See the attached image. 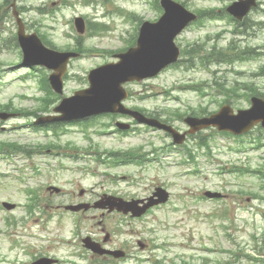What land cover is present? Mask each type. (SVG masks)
<instances>
[{"label":"rangeland","instance_id":"obj_1","mask_svg":"<svg viewBox=\"0 0 264 264\" xmlns=\"http://www.w3.org/2000/svg\"><path fill=\"white\" fill-rule=\"evenodd\" d=\"M178 1H186V8L192 12L210 7L223 12V8L233 0ZM17 5L23 8L21 18L26 33L34 32L40 37L43 34L50 48L59 52L72 51L76 47L90 50L69 62L63 77V97L86 88L89 70L115 61L113 54L123 52L132 36L137 35L139 24L142 21H155L161 15L155 8V0H139L138 3L137 0H18ZM36 8L52 13L40 15L36 13ZM108 8L111 11L107 13ZM257 9L259 11H252L243 22L236 23L239 25L236 34L232 33L233 25L221 18L205 21L203 25H193L175 39L180 49L186 46L191 49V45L196 43V51L203 56L211 51V47L221 49L229 43L236 49L251 48L256 61L201 65L195 58L186 65L179 64L164 70L154 79L129 84L127 89L132 96L125 104L155 113L179 110L189 114L191 110L198 113V110L204 109H207L206 114L215 113L220 104H225L224 101H228L227 104L234 111L247 108L249 103L242 95V89L248 81L254 84L253 88L257 87L264 92V80L254 77L258 68L264 66V0ZM222 15L225 13L220 12L219 16ZM78 16L86 22L83 35L77 34L73 26V17ZM90 23L102 24L105 29L103 32H94ZM15 35L14 19L10 13L2 17L0 12V108L10 105L18 114L9 121H0V144L12 143L28 151L33 147L36 149L37 145L52 143L64 148L67 144V154L74 151L72 148L77 150L75 154H87L84 151L87 149H91L88 154H122L138 150L140 155L150 154L145 155L147 159L153 158V149L170 144V140L163 134L143 130L123 137L112 133L111 128L95 134L98 130L95 126L83 131L78 125L67 124L58 129L64 132L59 133L61 138L56 140L52 139L50 131L32 129L28 124L34 121V117L30 114L36 112L40 103L30 97L44 96L38 88L42 74L39 70L17 67L21 52ZM259 54L262 56L258 57ZM214 82L225 84L227 93L219 94L220 89ZM196 85L201 86L204 96L190 90ZM231 87L238 88V94L227 90ZM58 98L54 105L60 101ZM165 114L169 116V113ZM175 125L179 130H184L181 123ZM2 127L4 131H1ZM258 129L243 136L241 140L223 136L215 130L205 131L192 139L190 137L185 146L195 153L199 151L200 154H194L196 165L187 163L183 152L170 151L159 154L157 160L144 167L122 165L102 168L100 164L101 174L92 171L87 173L85 170L75 178H81L79 186L92 191L91 197L103 191L125 197H143L153 184L166 186L171 194L166 209L159 207L140 221H126L117 227L123 232V235H118V241L126 239L132 242L135 239L133 233H140L139 240L146 241L151 247L138 253L133 242L129 252H136L134 256L144 259L141 264H171V261H175V264L182 261L192 264H239L233 262L236 256L240 257V264H253L244 256L257 258V251L264 253V180L259 175L239 176L228 172L234 166L264 172V130ZM199 137L204 138L206 147L196 146ZM34 160L22 156L10 159L0 156V203L6 201L19 206L11 213L0 208V264H10L7 263L9 260L15 264H29L30 255L37 249L68 261L66 258L70 252L78 249V237L74 236L76 232L81 237L90 233L101 234L97 220L89 217L80 222V226L67 219L63 222L53 219L48 221L44 230H40V226L46 223L45 218L41 217L36 222L32 214H27L26 206L30 198L27 192L35 186V182L47 184L44 172L47 159H41L44 166L38 159ZM35 162L40 165L38 172L41 174L39 179L35 178L37 181L32 178L35 176L32 170ZM192 170H197L198 174L191 175ZM188 172L189 176H183ZM123 176L126 177L123 179L125 181L121 180ZM67 177L61 174L54 179V183L63 186ZM63 187L65 189L61 190V195H52L51 198L78 197L77 191L72 192L75 188ZM206 189L221 192L227 198L218 202L202 200L199 194ZM225 207L228 208L227 216L222 212ZM9 220H24L25 223H19L16 228L14 224L8 225ZM20 230L22 247L18 251H8L10 236ZM103 232L117 235L116 229L109 226ZM158 245L167 247V250L154 249ZM160 259L164 261L160 262Z\"/></svg>","mask_w":264,"mask_h":264},{"label":"water","instance_id":"obj_2","mask_svg":"<svg viewBox=\"0 0 264 264\" xmlns=\"http://www.w3.org/2000/svg\"><path fill=\"white\" fill-rule=\"evenodd\" d=\"M249 1L253 2L254 0ZM247 10L248 7H245L244 10L241 11V15L246 13ZM175 11L174 7L166 5L167 17H164L165 19L163 18L158 24L147 28L141 33L136 49L130 50L127 54L120 56L119 58L121 61L118 65L104 67L95 72L96 74L90 78L92 88L87 91L85 95L87 98L98 96L102 99V102L100 105L90 110L79 111V113H76L78 114L77 116L85 117L91 114L102 113L106 110L113 111L115 109L113 103L116 104L123 95L120 91V84L127 81L141 80L146 77H151L157 74L174 58L172 55L173 51L172 53H168L165 50L169 49L171 38L175 32L186 23L184 18H180V20H172L170 18H178V15L174 13ZM18 36L21 41L23 38V32L21 29L19 30ZM143 37L149 39V43H151L150 45L153 47L152 51L148 49L149 44H141V39ZM32 38L34 39V37ZM22 47H24L23 44ZM24 52L26 60L29 59L26 47L24 48ZM61 72L62 69L60 70V73ZM77 98L70 99L68 102L75 101ZM260 106V103H254V106L250 111L240 112L237 116H233L227 108H224L218 115L203 120L196 129L214 125L221 130L231 129L233 132L244 131L245 128L250 127L260 119L264 125V116L258 114V108ZM67 119H70V117ZM86 247L96 250L95 246L87 243Z\"/></svg>","mask_w":264,"mask_h":264}]
</instances>
